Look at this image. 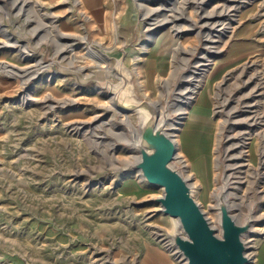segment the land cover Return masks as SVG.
I'll use <instances>...</instances> for the list:
<instances>
[{
	"label": "rangeland",
	"instance_id": "374dc122",
	"mask_svg": "<svg viewBox=\"0 0 264 264\" xmlns=\"http://www.w3.org/2000/svg\"><path fill=\"white\" fill-rule=\"evenodd\" d=\"M19 1L0 0V239L31 231L34 258L46 253L49 264H69V245L74 264H185L167 247L183 233L155 202L163 189L132 168L144 107L153 104L176 145L170 165L216 234L221 190L237 223L255 218L242 240L256 263L264 127L229 151L243 129L225 122L246 117L229 114L264 68V0H108L99 19L79 0ZM211 13L222 16L202 19ZM232 156H241L240 170Z\"/></svg>",
	"mask_w": 264,
	"mask_h": 264
},
{
	"label": "water",
	"instance_id": "95a60500",
	"mask_svg": "<svg viewBox=\"0 0 264 264\" xmlns=\"http://www.w3.org/2000/svg\"><path fill=\"white\" fill-rule=\"evenodd\" d=\"M144 112L139 138L134 145L139 156L132 168L148 184L163 189V195L155 198V202L164 215L178 221L183 233L174 232L171 244L185 264H248L242 236L248 234L249 223H237L230 216L226 203L219 202L220 235L216 234L192 198L187 180L170 165L176 153L172 137L163 131V123H155L157 112L153 106H145Z\"/></svg>",
	"mask_w": 264,
	"mask_h": 264
},
{
	"label": "bare ground",
	"instance_id": "6f19581e",
	"mask_svg": "<svg viewBox=\"0 0 264 264\" xmlns=\"http://www.w3.org/2000/svg\"><path fill=\"white\" fill-rule=\"evenodd\" d=\"M24 3H30L29 1H26V2H23L22 6H24ZM15 4H20V1L19 0H14L13 2V5ZM22 8V7H21ZM154 13L152 12L151 15H153ZM219 16H222L220 13L217 14V15H214L213 13L211 14H205V16L203 15V18L204 20H206V22H209L210 20H214V19H217ZM54 17V16H53ZM175 19V18H174ZM174 19H171V20H165L163 21V23H171V21H174ZM163 25V24H162ZM160 26V25H158ZM36 31V30H35ZM58 31V30H57ZM174 31H176V33H179L181 32V30L179 28H176ZM34 32V31H33ZM64 38L70 40L72 39V37L68 34H62ZM154 36H151V38L153 39ZM80 38V37H79ZM149 38V39H151ZM208 42V41H207ZM211 47V46H210ZM181 50H185L183 49V47H180ZM62 51V50H61ZM187 52L186 50L184 51V53ZM215 51L213 50V48L211 47V51L208 52L207 54L209 53H214ZM93 56V55H92ZM96 56V55H95ZM98 56V55H97ZM95 58V57H94ZM101 59V58H100ZM97 60V59H96ZM99 61V60H98ZM206 59H202V61H199L198 62V66L199 68H203V66H206L208 65V63L205 62ZM101 62V61H100ZM106 63V62H105ZM41 64H37L35 65L36 67H41L40 66ZM97 67H99L100 69H104V68H108V66L104 63H98ZM33 66V65H32ZM9 67V66H8ZM202 70V69H201ZM8 71V70H7ZM17 71V70H16ZM34 75H31V74H27L25 75L24 77H22L21 79L24 80L25 83H27ZM251 76V75H250ZM20 77V76H19ZM193 78V77H192ZM252 81V83H254V86L252 87L251 89V92L246 94L245 97L243 99L240 100V102L238 103V106L239 108H236L234 109L233 112H230L229 114V118L232 119L231 117L234 115L236 117V115L238 114H245L246 117L245 118H241L239 120H236V121H231V120H227L225 123L227 124H234V125H237L240 129L238 130H242L243 131H239L236 135H235V139H238L237 143L235 145H231V147L228 149L229 151H233V150H237V147H240L242 148L243 146H241V144H247L246 142H248V139L245 141V137L249 135V133L253 132V131H256L254 130L256 127L260 128V125H264V99L262 101H259V99L261 97L259 96H264V68L260 69V70H257L254 74H252V77L250 79L249 82H246V84H249L250 82ZM245 84V85H246ZM197 85V84H196ZM263 98V97H262ZM116 101H119V99H115ZM115 101V102H116ZM228 101V100H227ZM225 101V102H227ZM239 101V100H238ZM225 102L222 103L225 105ZM118 103L116 102L115 106L116 107H120V105H117ZM153 106V104H152ZM155 106V105H154ZM153 106V107H154ZM122 107V106H121ZM54 108V107H53ZM123 108V107H122ZM260 111V112H259ZM183 114V113H182ZM182 114H179V115H182ZM127 118V117H126ZM124 118V119H126ZM233 122V123H232ZM263 129V128H262ZM261 129V130H262ZM236 130V132L238 131ZM261 132V131H260ZM258 132V134L260 133ZM264 132V131H263ZM263 134V133H261ZM136 135V134H135ZM139 135V133H138ZM261 137V136H260ZM244 138V139H243ZM230 140H233V137H230L229 138ZM138 138H136V142H137ZM174 142V140H173ZM239 143V144H238ZM138 144V143H137ZM243 144V145H244ZM245 150V149H244ZM228 155V153H226ZM226 155V156H227ZM178 157H180L179 155H177ZM176 157V156H175ZM241 159V156H237L235 158L230 157L229 160H233L235 161L234 164L232 165V169L233 170H237L239 169L240 167H242V164H240V160ZM138 160V159H137ZM231 170V169H230ZM240 170V169H239ZM236 175V174H235ZM241 175V174H240ZM246 176V175H245ZM258 177V176H257ZM234 178V177H233ZM236 179V178H235ZM244 180V177L242 178ZM187 180V179H186ZM234 180V179H233ZM237 184V183H236ZM227 186L228 183H227ZM228 196V195H227ZM227 196L225 195L224 191L221 190L219 191V194L218 196L216 197L215 201H216V206L218 207L219 205V202H224L226 203V206L227 208L230 210V207L229 206V201H227ZM216 209V208H215ZM245 219H244V224L246 223H249V225H251V222L255 221V218L252 217V214L249 213L247 215H245ZM217 218H218V215H217ZM252 233V232H255L253 231L252 229V226L249 227V231L248 233ZM246 243V242H244Z\"/></svg>",
	"mask_w": 264,
	"mask_h": 264
},
{
	"label": "crops",
	"instance_id": "0c3cea01",
	"mask_svg": "<svg viewBox=\"0 0 264 264\" xmlns=\"http://www.w3.org/2000/svg\"><path fill=\"white\" fill-rule=\"evenodd\" d=\"M79 3L82 5L84 11L89 12L91 17H95L97 19H99L101 16H104V14H101V11L103 13V11L111 7L108 0H79ZM25 219L27 222H29L28 217H22L21 221ZM39 233L44 235L42 236L44 239L56 238V236H51L50 234H46V232ZM61 237L66 236L61 235L60 237L56 238L54 242L59 243L60 245L64 244L65 242H73V239L71 238H67L68 240H63ZM33 243L35 242L32 240L31 231L17 233L16 236L10 240L0 239V264H38L34 263V260L38 258H34L35 254H33L32 251ZM69 246L66 248L68 256L70 255L71 258L67 257V262L69 264H74L75 253H77V250H72L69 248ZM35 247H37V244ZM257 249L258 256L256 263L254 262V264H264V239L259 243ZM39 262V264H49V258H47L46 253H44V257L42 260L40 259Z\"/></svg>",
	"mask_w": 264,
	"mask_h": 264
},
{
	"label": "built area",
	"instance_id": "2783aa9c",
	"mask_svg": "<svg viewBox=\"0 0 264 264\" xmlns=\"http://www.w3.org/2000/svg\"><path fill=\"white\" fill-rule=\"evenodd\" d=\"M260 112V111H259ZM261 127H264V125H260ZM260 129V128H259ZM261 131V130H260ZM262 138H264V135L261 136ZM246 153V152H245ZM263 154H264V147L261 149V157L260 159L263 157ZM175 157V155H174ZM166 243V242H165ZM171 246V243L167 244V247H170Z\"/></svg>",
	"mask_w": 264,
	"mask_h": 264
}]
</instances>
